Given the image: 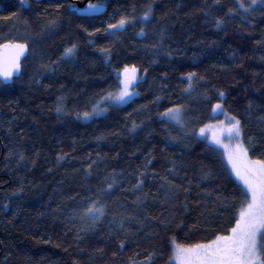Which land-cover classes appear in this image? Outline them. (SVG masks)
I'll list each match as a JSON object with an SVG mask.
<instances>
[{
	"label": "trees",
	"instance_id": "16d2710c",
	"mask_svg": "<svg viewBox=\"0 0 264 264\" xmlns=\"http://www.w3.org/2000/svg\"><path fill=\"white\" fill-rule=\"evenodd\" d=\"M92 1L105 9L84 17L71 9L73 0H26L23 7L21 0H0V43L28 44L21 74L9 84L0 81V264H176L173 241L206 243L235 225L232 193L239 182L199 129L221 114L235 116L245 144L253 138L249 156L264 158L259 6L228 17L233 0H220V7L213 0ZM149 3L153 11L145 21ZM133 15L136 20L116 35L108 29L121 16ZM216 19L224 20L219 28ZM52 20L56 26L48 27ZM73 43L76 55L62 61L64 48ZM105 47L111 52L107 60L99 51ZM125 66L139 70L134 88L139 95L91 119H77L116 91ZM189 72L197 74L190 95L184 91ZM218 90L225 93L223 100ZM216 103L223 104V112H212ZM180 105L187 110L188 135L159 118ZM133 123L138 127L130 131ZM148 160L143 188L148 199L138 209L128 189ZM173 162L175 176L168 175ZM165 175L181 185L168 203L160 187ZM108 176L116 178L112 194L102 198L108 214L89 227L90 221L79 218L82 201L95 197L91 189ZM217 197H227L228 205ZM125 210L149 220L133 222L128 235L117 232L112 217Z\"/></svg>",
	"mask_w": 264,
	"mask_h": 264
},
{
	"label": "snow or ice",
	"instance_id": "6c2138e0",
	"mask_svg": "<svg viewBox=\"0 0 264 264\" xmlns=\"http://www.w3.org/2000/svg\"><path fill=\"white\" fill-rule=\"evenodd\" d=\"M235 7H229L225 16L233 17L241 13H250L256 11L259 6L264 11V0H233ZM213 4L216 7H220V0H213ZM26 5V0H21V6ZM104 5L99 3L88 2L83 8H73V12L84 17L94 16L103 11ZM152 4L149 3L145 10L142 19L147 21L152 15ZM136 17L133 15L121 16L116 23H109L108 29L113 30L112 34L116 35L121 30H124L126 25L135 21ZM216 26L219 28L223 23V19L215 20ZM56 21H49L48 27H55ZM83 31L87 32L89 36H94L95 32H89L86 27L80 25ZM101 29L97 28L96 32H100ZM106 31V30H105ZM143 29L140 35H143ZM163 42V37L161 43ZM91 43V41H89ZM260 43V42H258ZM0 50H8L10 54L0 55V77L5 80H10L14 75L21 72V57L25 56L28 52L27 43L12 42L9 40L7 43H0ZM104 54V58L107 60L111 56L110 49L108 47L99 49ZM77 53V45L71 44L64 48L63 54L60 59L71 60ZM145 71H147L145 69ZM137 69L133 66L129 69L125 66L123 70V78L119 79V83L116 86V91H108L103 97V100L92 109V111H85L83 113H77V119L88 120L93 116L100 115L107 111V107H101V104H108L109 106L119 107L125 103H128L134 95H139L134 91L135 86L138 83ZM197 74L194 72L187 73L186 80L188 87L184 89L186 93L191 94L193 81L196 79ZM202 79V78H201ZM225 93L218 90L219 99L223 100ZM160 97H157L159 100ZM64 97H60L58 104H62ZM58 113L63 112L61 107H57ZM223 104L216 103L212 107V112H223ZM227 116V113H224ZM187 110L184 105L177 107L167 108L166 111L159 114V118L162 122H169L179 126L181 129L187 132L188 123L185 119ZM138 127L133 123L130 131H135ZM219 128V131H213L212 144L222 145L225 149L227 156V164L230 166V173L235 176L239 181L237 188L232 193L235 198L232 202V207L236 209L235 225L227 230V234H216L213 239H210L206 243H195L190 245H183L175 243L173 241V254L174 259L178 264H264V158L252 159L249 156V149L255 150V144L252 137H248L249 143L246 145L244 142L243 128L241 121L235 116H230L225 121H219L218 125L208 124L199 129V135L204 136L206 129ZM191 135H197L195 129H192ZM227 136L229 144L223 145L221 136ZM173 139H175L173 137ZM235 141L234 144L231 142ZM11 155V153H9ZM64 157H58V160H62ZM20 159L23 160V154H20ZM94 163V162H93ZM151 160H148L145 164V171L139 172V179L128 191L132 192L136 199L132 201L138 209L144 205L148 199V195L144 193V183L147 173V164H150ZM175 162H173V169L169 171L168 175H176ZM92 165L89 164V172L86 175H91ZM168 175H165L161 179L164 181L160 185L165 189L166 195L164 197L165 203L177 195L181 188V185L173 184L168 179ZM210 175L206 173L205 176ZM101 187L97 189H91L96 193L95 197H85L82 201L83 214L80 215L82 221H90L89 227L96 224L97 221L106 217L108 214L107 203L102 199L105 196H110L112 190L116 185V178L114 176L105 177L101 182ZM103 185H106L104 187ZM188 185H191V180H188ZM183 191L188 192L189 187H184ZM217 201L224 206H227L229 201L225 197L223 200L217 197ZM7 207V205H5ZM186 207V205H185ZM157 221L160 224H165V219L157 217ZM175 219V217H173ZM149 220V217L145 214L143 218L138 215L128 214L127 211L120 212L118 215L112 217V224L117 232H124L125 235L129 234L133 222L136 224H145ZM127 225V226H126ZM167 226V225H165ZM260 237L258 243L257 237ZM79 236V234H78ZM119 248L123 250L125 247V241L119 243ZM115 255V254H114ZM151 257H149V260ZM135 264V262H133Z\"/></svg>",
	"mask_w": 264,
	"mask_h": 264
},
{
	"label": "rangeland",
	"instance_id": "374dc122",
	"mask_svg": "<svg viewBox=\"0 0 264 264\" xmlns=\"http://www.w3.org/2000/svg\"><path fill=\"white\" fill-rule=\"evenodd\" d=\"M22 43H24V42H22ZM129 69H131V68H129ZM139 70L137 69V73H136V76H137V78H138V76H139ZM122 78H123V73H122ZM140 79V77L137 79V80H139ZM134 91H135V89H134ZM136 92V91H135ZM97 104L95 103L93 106H91V108L89 109V110H87V111H92V109L96 106ZM101 107H107V109H108V107H110L108 104H101ZM106 112V111H105ZM104 113V112H103ZM97 116V115H96ZM94 117V116H93ZM219 121H225V123H227V116L225 115V114H221L216 120H214V121H212V122H210V123H208V124H212V125H218V122ZM208 124H206V125H208ZM205 126V125H204ZM203 126V127H204ZM213 131H219V128L217 127V128H211V129H206V131H205V134H204V136L203 137H205L210 143H211V141H212V133H213ZM221 138V140H222V144L223 145H227V144H229L230 142H229V140L227 139V136L226 135H224V136H221L220 137ZM232 144H234L235 143V141H232L231 142ZM212 144V143H211ZM212 145H214L217 149H219V151L221 152V154H222V156H223V158H224V160H225V162L227 163V156H226V152H225V149H224V147L222 146V145H217V144H212ZM228 165V164H227ZM229 166V165H228ZM229 168H230V166H229ZM235 177V176H234ZM239 182V181H238ZM257 239H258V243L260 242V237H259V235H258V237H257ZM176 262V264H178V262L177 261H175Z\"/></svg>",
	"mask_w": 264,
	"mask_h": 264
},
{
	"label": "water",
	"instance_id": "95a60500",
	"mask_svg": "<svg viewBox=\"0 0 264 264\" xmlns=\"http://www.w3.org/2000/svg\"><path fill=\"white\" fill-rule=\"evenodd\" d=\"M88 2L94 3L92 0H73V6H72V9H73V8H83V7L85 6V4L88 3ZM99 4H100V3H99ZM26 5H27V3H26ZM26 5H25V6H26ZM103 5H104V9H105V4H103ZM104 9H103V10H104ZM102 12H103V11H101L100 13H102ZM15 42H18V41H15ZM3 43H7V42H3ZM18 43H22V42H18ZM27 53H28V52H27ZM27 53H25V56L21 57V62H22L23 59L26 57ZM8 54H10L8 50H0V55H8ZM20 74H21V72L18 73V74H16V75H14L10 80H5L3 77H0V81H1L2 83H4V84H9V83L12 82V80H13L14 77H17V76H19Z\"/></svg>",
	"mask_w": 264,
	"mask_h": 264
},
{
	"label": "bare ground",
	"instance_id": "6f19581e",
	"mask_svg": "<svg viewBox=\"0 0 264 264\" xmlns=\"http://www.w3.org/2000/svg\"><path fill=\"white\" fill-rule=\"evenodd\" d=\"M71 9H72V7H71ZM73 10V9H72Z\"/></svg>",
	"mask_w": 264,
	"mask_h": 264
}]
</instances>
